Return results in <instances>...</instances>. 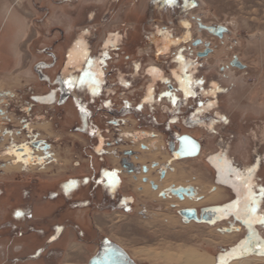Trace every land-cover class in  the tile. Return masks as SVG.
<instances>
[{"label":"rangeland","instance_id":"obj_1","mask_svg":"<svg viewBox=\"0 0 264 264\" xmlns=\"http://www.w3.org/2000/svg\"><path fill=\"white\" fill-rule=\"evenodd\" d=\"M88 11H95L98 18L91 23H69V14L77 18ZM18 13L24 22L22 29L16 20ZM71 28H89L94 37L91 40L94 50L108 43L109 37L120 38V43L116 42L119 50H110L109 54L116 57L113 64L121 70L132 71L129 63L134 59L143 63L137 70L140 76L135 85L137 95L130 98L142 101L144 88L153 80L152 73L155 77L162 75L163 84H156L153 96L147 98V102L153 104L148 111L155 112L159 123L165 124L169 117L181 116L190 112L191 106L195 109L198 105L200 110L192 112L196 117L207 113L216 118L213 124L209 121L201 129L179 128L181 133L191 134L204 144L196 158L176 161L167 152L162 135H157V140L139 141L136 145L133 140H127L118 150L138 151L143 164L152 168L156 162H152L148 154L157 151L162 154L158 161L170 165L168 175L178 178L175 185L191 187L201 198L218 188L221 199L200 206L202 208L228 201L230 190L219 183L217 167L209 160L220 148L225 150L229 146L231 157L229 161L223 159L222 163L245 175L255 161L261 163L259 178L264 186V0H175L174 3L167 0H71L69 3L66 0H0V92L11 101L10 107L2 106L0 101V109L5 112V115L0 113V120H8L6 126L0 124V135L3 131L9 132L5 142L0 139L1 147L7 142L19 144L30 139L27 134H17L22 119H27L24 109L30 105L25 95L27 87L35 84L39 93L46 91L37 83L33 65L48 61L39 50L54 48L55 43L63 39L61 32L68 33ZM84 46L87 47V40ZM201 53L205 55L200 57ZM152 63L153 72L143 70ZM180 81L190 85L188 94L183 96L179 92L182 113L161 97L168 93V84L178 93ZM200 81L203 83H198ZM12 94L15 100L8 97ZM147 109L145 107L144 111ZM125 121L123 132L133 133L147 127L143 128L133 117ZM54 122L35 121L30 126L34 133L52 144L55 160L29 169L17 164L20 165L18 170H13L18 167L13 165L14 156H7L8 167L0 166V264H88V259L96 255L104 240L122 247L131 257V250L161 248L164 237L172 233L182 237L173 240L177 244L195 245L215 256L221 248L230 245L224 242V236L235 234L234 241L243 237L235 231L226 232L230 222L219 227L183 224L180 217H174L177 212L170 204L178 200L173 199L171 193V202L160 206L163 210L147 206L146 213L153 218L146 220L142 204L162 201L160 193L175 186L172 184L157 195L150 194L155 190L149 185V194L145 190L139 193V187L145 184L143 179L135 183L123 170L124 195L136 193L138 196L133 214L130 209L126 214L108 209L100 211L98 207H103L105 201L102 197L78 196L75 200H64L62 190L68 181L82 180L87 172L83 151L87 139L73 133L67 124L59 125L57 117ZM150 127L148 131H155L153 125ZM143 143L151 145L144 148ZM156 145L159 149L154 147ZM106 160L111 167L122 169L115 157L109 156ZM77 163L79 168H76ZM160 171L161 167L150 176L159 183L162 181ZM53 192L57 193V198L52 200ZM167 218L177 220L178 226L167 227ZM131 259L138 264H150Z\"/></svg>","mask_w":264,"mask_h":264},{"label":"flooded vegetation","instance_id":"obj_2","mask_svg":"<svg viewBox=\"0 0 264 264\" xmlns=\"http://www.w3.org/2000/svg\"><path fill=\"white\" fill-rule=\"evenodd\" d=\"M111 43L105 42L100 49L94 50V48L89 47L80 48L76 41L63 38L61 42L57 41L55 43L56 46L54 48L49 47L39 50V53L47 56L49 60L36 62L33 65L32 72L37 78V83L41 84L46 91L39 93L37 90L38 86L35 84L32 87H27L25 95L30 102V105L24 109L27 119H22V126L17 130L18 135L27 134L30 139L19 144L7 142L6 145L0 146L2 148L0 149V166L1 168L6 166V162L2 159L5 156H14L13 165L22 164L26 169L35 164L43 166L50 163L51 159L55 160L52 144L34 133L30 125L35 123V121L44 123L48 121L54 124L55 117H57L60 122L59 125L67 124L73 133L80 134L87 139L83 150L88 165L87 172L82 180L70 179L68 181L67 187L62 190L64 200H75L78 196L91 199L102 197L105 201L104 205H102L103 207H98L100 211L105 212L108 209L126 214L130 209V213L133 214L138 205V196L136 193L131 196L124 195L121 171L123 170L131 175L133 181L137 183L141 174L145 176L150 169L147 164L133 162V157L140 158L138 151L134 149L118 150V148L122 147V143L127 142V140H133V144L136 145L139 141L157 140L156 136L162 135L165 138L167 152L175 158L174 153L178 150L180 137L191 135L181 133L179 128L201 129L209 121H212L213 124V120L216 118L207 113L204 116L196 117V113L192 112H196L197 109V111L200 110L201 106L199 107L198 105V108L195 107V109L191 106L190 109L192 110L188 113L184 112L181 116L169 117L165 124L159 123L155 112L153 110L148 111L149 107H153V104L147 102L149 101L147 98L153 96L157 88L156 84H163L161 82L162 75H159V77L153 76L150 85L144 88L142 93L144 99L142 101L132 99L134 95H137L135 85L140 78L139 73H137V67L131 66L132 71H125L113 64L116 57L112 58L109 52L110 50L118 51L119 45L114 43L118 47L113 48V43ZM85 73H91L93 79L89 80ZM69 80H84L85 83L83 85L70 86L65 83V81ZM180 85L179 90H177L178 93H176L173 92L175 90L173 85L168 84V93L171 96L166 95L168 93H164L161 97L166 99L167 102H171V105L179 108L181 112L183 106L179 103V92L183 96L186 95V90H190V85H186V81L184 83L181 82ZM93 89H95V92ZM131 96L132 98H130ZM8 97H11V100H15V94L8 95ZM173 99L175 103H173ZM210 100L209 97L208 101ZM0 101L2 106H11V101L7 100L6 95L1 92ZM145 107L148 108L147 111H144ZM0 113L5 115L3 109H0ZM128 117L136 119L143 128L144 126L147 127L136 130L133 133L123 132L122 125H127L125 120ZM228 121H225V126L228 125ZM7 123L8 120L5 118L2 121L0 120V124L3 127ZM151 125L156 128L153 132L148 131L151 129ZM161 125L163 126L161 127ZM173 126L175 127L173 128ZM55 129L58 130V125ZM213 131L215 133V130ZM8 134L9 132L3 131L2 135H0L1 141L7 139ZM203 147L204 144L201 143V152ZM228 147L225 150L220 148V152L209 159L217 167L219 183L230 190L228 201L223 205L203 208H179L176 204L172 205V209L177 212L174 217H180L185 225L195 223L219 227L223 223L230 222V227L226 228L227 233L230 234L235 231L238 234H243V237L236 243L228 245L226 248H221L220 252L216 253L215 264H233L236 261L251 257L264 259V197L260 195V190L264 189V186L259 178L263 166L255 161L254 165L250 167L251 171L246 173V175L235 167H228V165H225L226 162L222 163L225 157H227L228 161L231 159L228 154ZM40 151H43L44 154H38ZM109 151L111 152L110 155ZM109 156L115 157L117 164L122 169H118L115 166L111 167L109 161L106 160ZM154 166V168L158 167V163H155ZM79 167L80 165L77 163L76 168ZM168 167H170L168 164L161 166V180L165 179ZM113 173L116 175L113 176ZM237 173L240 174L239 177L236 175ZM249 176L251 177L250 186L256 197L257 210L254 213L241 214L238 217L237 212L240 205H237L236 208L232 206L237 204V201H243L248 190L244 181ZM143 181L147 183L148 178L146 176L143 177ZM151 186L155 191L158 190V186L153 182H151ZM181 188L183 187H174L170 191L161 192L159 199L164 202L156 201L155 204L151 203V205L142 204L143 208L145 207L144 218L146 220L153 218V216L146 213L147 206L163 210L160 206L164 203L167 205L166 201L170 193L179 201H184L185 197L190 200L198 199V202L202 200L197 192L185 193L179 191ZM173 191L175 192L173 193ZM138 192L143 193V187H139ZM51 194L54 195L52 200L57 198L56 192ZM72 208L78 209V206L77 208L74 206ZM108 243L109 241L104 240L99 245L98 252L101 247Z\"/></svg>","mask_w":264,"mask_h":264},{"label":"bare ground","instance_id":"obj_3","mask_svg":"<svg viewBox=\"0 0 264 264\" xmlns=\"http://www.w3.org/2000/svg\"><path fill=\"white\" fill-rule=\"evenodd\" d=\"M16 20L17 22L20 23L21 25V29H22V26L24 25L23 21H22V17L20 15V13H18V16L16 17ZM23 34V33H22ZM19 35V34H18ZM20 36V35H19ZM112 36V35H111ZM21 37V36H20ZM19 37V38H20ZM83 36L80 37V39L82 38ZM85 37V35H84ZM83 37V38H84ZM123 37V36H122ZM18 38V39H19ZM87 38V36H86ZM126 39L128 37H125ZM17 39V40H18ZM72 39V38H71ZM85 40H88V39H85ZM124 40V39H123ZM77 41V40H76ZM82 41V40H81ZM113 43L114 45V42L116 44V42H119L120 43V38L118 37H110L108 39V42H111ZM80 43V42H79ZM111 43V44H112ZM118 43V44H119ZM16 46V43L14 44ZM13 45V47H14ZM80 45H82L80 43ZM129 45V44H128ZM83 46V45H82ZM80 47V46H79ZM158 47V46H157ZM16 47H15V51H16ZM78 49V48H77ZM73 50V48H72ZM18 51V50H17ZM16 53V52H15ZM73 54V53H72ZM75 64V62H74ZM80 65V64H79ZM82 66V64H81ZM154 76V74L152 75V77ZM135 138V137H134ZM7 140V139H5ZM151 141V140H150ZM160 143V142H159ZM154 144V143H153ZM147 145H151V143L149 144H142V146H144L145 148H149L147 147ZM156 148L160 147L158 145L154 146ZM164 147V146H163ZM130 149V148H128ZM159 149V148H158ZM145 152V151H144ZM201 152V150H200ZM147 153V152H146ZM150 154V153H149ZM148 154V157H150L151 161L152 162H156L158 163V167L156 168H152V167H149V172L145 175L147 178H148V182L147 184H143L144 187H143V190H145L146 193L149 194L150 192V188H149V185L151 186V182H153L155 185L158 186V190L155 191L154 193H151L150 194H157L159 195V192H161L160 190H163V189H167L170 185L174 184V186L176 188H178L179 186L178 185H175L177 184V177L176 176H169L168 173H166V177L165 179H163L160 183L157 182L154 178H151V173L153 170L163 166V161H158V157H162V154L160 153H151L150 155ZM200 155V154H199ZM146 157V156H145ZM198 157V156H197ZM7 157H3L2 159L5 161ZM227 157L224 158V160H226ZM142 158H136V160L133 159V162L136 163V162H140L143 164V160H141ZM163 159V158H162ZM176 159V158H175ZM187 159H191V158H187ZM222 159V158H221ZM1 160V159H0ZM166 160V159H165ZM178 159H176L177 161ZM184 160V159H182ZM145 161V160H144ZM181 161V160H180ZM7 162V160L5 161ZM146 162V161H145ZM134 165V164H133ZM18 167H14L13 170H18L19 166L20 165H17ZM33 166V165H32ZM8 167V165L6 166V168ZM152 168V169H151ZM168 169V168H167ZM8 171L10 169H7ZM173 173H176L173 172ZM140 176V175H139ZM144 174L139 177V180L138 182L140 183L143 179V177H145ZM184 189L187 187V186H182ZM205 190V189H203ZM219 191L218 188H216L215 191H213L211 194H206V195H203L202 197V200L200 202H198V199H194V200H190L188 198L185 197L184 201H179L177 203H172L170 205H174L176 204L177 207L179 208H192V207H200V206H204L206 203H209V202H218V200L221 199L220 195H219ZM201 194V193H200ZM202 195V194H201ZM170 197V196H169ZM171 199L172 198H168L166 203L168 204V202H171ZM173 199H176V198H173ZM182 206V207H181ZM169 208V207H167ZM169 219L167 221L168 225L167 227L169 226L170 228H175L178 223L177 220L173 219V218H167ZM192 224V223H191ZM189 225V224H188ZM178 226V225H177ZM202 226V225H201ZM242 227V226H241ZM175 230V229H174ZM183 232V231H182ZM236 233V232H235ZM235 234H231V235H227V236H224V242L225 243H230V245L236 243V241L233 240V237ZM182 237L180 236V234H177V233H172L169 234L168 237H164V239L162 240V243L161 244V248L159 249H153V248H142V249H139V250H131V258H134V259H141V260H144L145 262H148L150 264H215L216 263V258L214 255H209L207 253V249L205 250L204 248H201V247H198V246H187V245H182V244H177V242H174L173 240H179L181 239ZM151 239V237H150ZM157 239V238H156ZM184 242V241H183ZM186 243V242H184ZM189 243V241H188ZM190 245V244H188ZM122 248V247H121ZM87 262V261H86ZM233 264H264V259L263 258H258V257H251V258H247V259H244V260H239V261H236L235 263Z\"/></svg>","mask_w":264,"mask_h":264},{"label":"water","instance_id":"obj_4","mask_svg":"<svg viewBox=\"0 0 264 264\" xmlns=\"http://www.w3.org/2000/svg\"><path fill=\"white\" fill-rule=\"evenodd\" d=\"M205 54H199L200 57ZM188 141V142H186ZM179 147L174 153L178 160L196 158L200 154L201 143L189 135L180 137ZM195 145V147H193ZM182 192H193V188L179 189ZM175 191H173L174 193ZM88 264H135L129 254L115 243L109 242L100 248V251L89 261Z\"/></svg>","mask_w":264,"mask_h":264},{"label":"crops","instance_id":"obj_5","mask_svg":"<svg viewBox=\"0 0 264 264\" xmlns=\"http://www.w3.org/2000/svg\"><path fill=\"white\" fill-rule=\"evenodd\" d=\"M71 0H66V2H70ZM72 1H77V0H72ZM68 15V14H67ZM98 16L99 15H97V13L95 12V11H88V12H86V14H81V15H79L77 18H75L74 17V15L72 14H69L68 15V19H69V23H72L73 25H79V24H84V23H91V22H93V21H95L96 20V18H98ZM100 18V17H99ZM77 27V26H76ZM60 31H62L61 29H59ZM62 34H63V38L64 39H71L72 38V40L73 41H76L79 45H78V47L80 46V48H84L85 46V39H88L87 40V47H89V48H93V45H92V43H91V40H93L94 39V37L92 36V31L89 29V28H83L82 30H77V28H71V31H69L68 33H66L65 31H62L61 32ZM84 35H85V37H84ZM81 36H83L81 39H80V37ZM86 36H87V38H86ZM130 37H128L127 39H129ZM126 39V40H127ZM82 40V41H81ZM83 45H80V43ZM99 48V47H98ZM127 59H130V58H127ZM129 65H130V67L131 66H136L137 67V70L139 71L140 70V68H141V66L143 65V63H141L139 60H132L131 61V63H129ZM153 68H154V64L152 63V64H150V65H147L146 66V68L145 69H143L144 71H151V70H153ZM94 257V256H93ZM93 257H91V258H89L90 260L93 258ZM88 259V263H89V260Z\"/></svg>","mask_w":264,"mask_h":264},{"label":"snow or ice","instance_id":"obj_6","mask_svg":"<svg viewBox=\"0 0 264 264\" xmlns=\"http://www.w3.org/2000/svg\"><path fill=\"white\" fill-rule=\"evenodd\" d=\"M168 3H174L175 0H167ZM85 76L88 77L89 80H92L93 77L91 75V73H85ZM65 83H68L70 86H76L77 84H81L83 85L85 83L84 80H79V81H75V80H69V81H65ZM198 83H203L202 81L198 82ZM93 91L95 92V89H93ZM186 94L187 90H186ZM167 95L171 96L170 93H168ZM173 103H175V100L173 99ZM188 142V141H186ZM193 147H195V145H193ZM251 170H249L250 172ZM113 176H115L116 174L113 173ZM239 177V173L236 174ZM250 179L251 177L249 176V178L245 179L244 183L247 186V193L243 199V201H237V204H234L232 207L236 208L237 205H240L239 211L237 212V216L239 217L241 214L243 215H248L249 213H254L256 212L257 208H256V197L252 192V188L250 186ZM260 195L262 197H264V189L260 190Z\"/></svg>","mask_w":264,"mask_h":264}]
</instances>
